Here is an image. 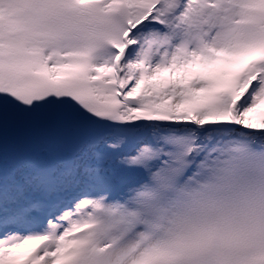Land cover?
<instances>
[{"label":"snow or ice","instance_id":"6c2138e0","mask_svg":"<svg viewBox=\"0 0 264 264\" xmlns=\"http://www.w3.org/2000/svg\"><path fill=\"white\" fill-rule=\"evenodd\" d=\"M0 264H264V0H0Z\"/></svg>","mask_w":264,"mask_h":264}]
</instances>
